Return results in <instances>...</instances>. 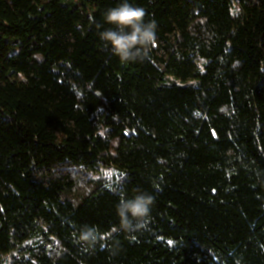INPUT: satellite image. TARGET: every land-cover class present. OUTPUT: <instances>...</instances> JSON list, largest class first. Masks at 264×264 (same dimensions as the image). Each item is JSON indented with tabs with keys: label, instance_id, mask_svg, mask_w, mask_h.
I'll use <instances>...</instances> for the list:
<instances>
[{
	"label": "trees",
	"instance_id": "trees-1",
	"mask_svg": "<svg viewBox=\"0 0 264 264\" xmlns=\"http://www.w3.org/2000/svg\"><path fill=\"white\" fill-rule=\"evenodd\" d=\"M120 2L0 0V264H264V0H129L157 27L127 63Z\"/></svg>",
	"mask_w": 264,
	"mask_h": 264
},
{
	"label": "clouds",
	"instance_id": "clouds-1",
	"mask_svg": "<svg viewBox=\"0 0 264 264\" xmlns=\"http://www.w3.org/2000/svg\"><path fill=\"white\" fill-rule=\"evenodd\" d=\"M145 16V9L133 6L129 0H121L103 14L104 24L109 27L99 32V38L110 46L112 54L122 62H135L144 58L155 44L156 22H146ZM154 202L153 195L143 192L132 198L121 199L116 207L120 221L117 230H136L149 217ZM82 239L85 242L94 241L93 230L86 228L82 232Z\"/></svg>",
	"mask_w": 264,
	"mask_h": 264
}]
</instances>
